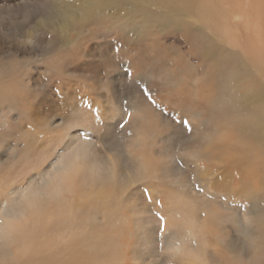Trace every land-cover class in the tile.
Returning a JSON list of instances; mask_svg holds the SVG:
<instances>
[{"label": "rangeland", "instance_id": "rangeland-1", "mask_svg": "<svg viewBox=\"0 0 264 264\" xmlns=\"http://www.w3.org/2000/svg\"><path fill=\"white\" fill-rule=\"evenodd\" d=\"M56 1L0 0V119L4 123L0 125V210L13 203L12 186L38 192L59 171L61 160L70 159L72 150L85 148L90 163L95 161L102 173L96 172L99 183H92L89 171L79 174L76 193L66 195L75 202L74 210L79 204L98 208L100 217L104 211L127 216L110 233L122 246L121 264H179L163 243L174 211L169 206L172 194L192 195L202 203L196 211L202 221L208 208L231 213L221 197H209L201 170L210 167L218 178L229 170L232 159H245L239 148H230L244 140L242 129L217 121L212 109L227 104L222 100L225 94H217L221 82L233 88L241 103L257 98L254 91L264 83V0H208L206 8L191 18L166 11L174 20L161 21L153 14L149 24L137 20L139 28L100 27V33L93 28L66 36L37 26L56 8ZM161 11L165 14L164 8ZM223 27L229 30L226 37ZM67 36L71 43L65 46L60 40ZM226 52L251 63L253 82L224 81L211 71L213 59L207 55ZM73 135L78 141L72 138L67 143ZM256 155L263 159L260 152ZM111 162L117 171L109 177ZM230 175L236 184L242 177ZM33 176L37 185L29 187ZM94 190L98 196L90 197ZM237 197L230 203L244 201ZM46 206L45 214L54 217L65 209L57 201ZM94 211L87 210L90 215ZM135 213L140 217L137 224ZM237 215L244 222L240 210ZM149 226L153 234L146 232L147 242L139 247L135 231L145 228V232ZM228 228L227 224L224 233ZM51 230L53 236L59 231ZM64 244H56L42 257L16 251L19 261L9 258L4 264H100L97 254L70 252V245ZM251 245L241 240L238 247H250L252 252L237 258H255ZM216 250L222 253L221 246ZM237 258L232 262H240Z\"/></svg>", "mask_w": 264, "mask_h": 264}, {"label": "bare ground", "instance_id": "bare-ground-1", "mask_svg": "<svg viewBox=\"0 0 264 264\" xmlns=\"http://www.w3.org/2000/svg\"><path fill=\"white\" fill-rule=\"evenodd\" d=\"M207 2L208 0H58L59 4L57 3L56 8L51 13L43 15L37 26L53 35L60 34L62 36L70 35L73 32L83 33L93 28H97L99 32L100 27L116 28L121 31L128 28V26L130 27V25L139 28L137 25L139 19L141 24H149L153 14L161 21L174 20L166 11L183 14L185 18H188V16L191 18V16L197 15L200 9L207 5ZM24 3L28 6L30 1ZM41 3L43 5L42 1ZM163 8L165 14L163 13L164 10L161 11ZM227 32L229 30L223 27L222 37H226ZM60 41L65 46L71 43L69 36L63 37ZM207 56L211 60L213 59L211 71L214 74H220V78L224 81L246 80L248 83L253 82L251 63L249 65L244 64L237 55L231 57L226 52L223 56L216 53ZM221 85L217 94H225L222 100L224 103L226 101L228 105L226 104V106L220 108H217V105L216 108L212 109V114L217 121L222 119L226 125H234L242 129L239 134L243 135L242 139L244 140L239 141V143H232L230 148L234 150L239 148L245 155V159L241 161L232 159L230 165H228L230 171L226 168V172H222L224 175L218 178L214 176L215 174L210 167H203L201 170L203 173L201 183L210 191L209 197L213 199L221 197L228 204L229 208L226 209L231 213L224 215L225 213H216L215 210L208 208L207 214L205 213V220L202 221L196 215V211L201 209L202 203L194 201L192 195L172 194L169 198V206L170 210L172 208L174 211L172 210L173 214L171 213L172 215L169 216L166 226L167 234L163 243H165L166 250L170 251V255L178 257L179 264H264V83L258 85L259 87L257 86V90L254 91L257 98L245 100L243 103L236 99L237 95L232 91L233 88H227L229 85L222 82ZM231 98H234V101ZM255 104H257V108L254 107ZM260 109L263 110L256 114V111L258 112ZM0 125H4L1 119ZM72 138L74 139L76 136H71L67 143ZM258 152L263 155V159L257 157ZM87 155L85 148L83 150H72L68 155L70 159L61 160L58 166L59 171L50 177L44 185H41L42 188L38 192H30L29 189L27 190L20 185L10 188L9 192L16 195L13 203L7 206L4 204L0 210V264L6 263L4 261L9 258H12L13 261L18 260L19 258L15 256L17 258L15 259L14 257L16 251H19L21 256L35 254V256L42 257L60 242L70 245V252L72 250L74 252L82 250L86 253L97 254L99 256L97 260L100 264L122 263V255L120 254L122 246L118 243V239L113 238V234L110 233L118 223L126 220L127 216L124 217L117 210V213L104 211L102 212L103 216L100 217L98 216V208L94 211V208L80 206L79 204L76 205L79 208L74 210L73 203L75 202L71 200L72 198L66 196L76 193V180L82 171L90 172L92 183H99L100 178L96 175V172L102 173L101 168L94 164L95 161L90 163L89 155ZM224 167V165L221 166V168ZM109 168H112L109 177L113 173L116 174L117 168L114 162L110 163ZM227 172L232 175L240 174L242 177L238 178L236 184L235 180L230 178L231 175H227ZM128 183L129 181L125 185H128ZM256 183L258 187H256ZM28 184L29 187L37 185L34 176ZM259 184H261L260 187ZM221 187L225 188L224 191ZM96 193L97 191L94 190L90 197L93 195L97 197ZM237 196L242 197L244 201L238 204L230 203L231 198L234 199ZM53 201L61 202L65 206L60 214L57 213V217L56 214L55 217L45 214V206ZM91 209L94 211L93 215L87 212ZM239 210L243 214L244 222L237 215ZM133 216L137 224L140 217L136 213ZM99 217L101 220H99ZM227 224L229 231L224 233ZM147 226L148 224L145 223V227ZM213 226L222 228L221 233L215 232L216 230L212 229ZM52 227L59 230L55 236L52 235ZM144 229L140 230L138 228L135 231L139 247L147 242L146 232L150 235L153 234L150 226L149 230L146 229L145 232ZM235 231L238 235H234L233 232ZM208 237L213 240L211 244ZM241 240L246 244H252V250L256 254L255 258L250 256H244L247 260L237 258L242 254L248 255L251 251L250 247H238ZM216 245L221 246V254H218ZM134 248L131 247L132 250ZM211 249L213 250L210 251ZM208 252L213 253L208 255ZM236 258L240 262L236 263L237 260L232 262ZM48 259L47 257L45 260ZM137 259L139 258L135 257V261ZM91 263L94 264V262Z\"/></svg>", "mask_w": 264, "mask_h": 264}]
</instances>
